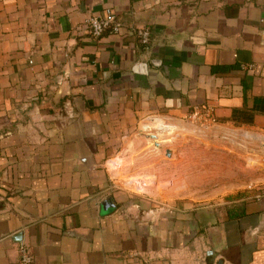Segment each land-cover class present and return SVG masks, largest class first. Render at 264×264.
<instances>
[{
  "label": "crops",
  "instance_id": "obj_1",
  "mask_svg": "<svg viewBox=\"0 0 264 264\" xmlns=\"http://www.w3.org/2000/svg\"><path fill=\"white\" fill-rule=\"evenodd\" d=\"M106 9L123 28L93 39L85 21ZM256 99L264 0H0V264L19 242L35 264H264V189L195 203L105 169L142 121L197 106L264 136Z\"/></svg>",
  "mask_w": 264,
  "mask_h": 264
},
{
  "label": "rangeland",
  "instance_id": "obj_2",
  "mask_svg": "<svg viewBox=\"0 0 264 264\" xmlns=\"http://www.w3.org/2000/svg\"><path fill=\"white\" fill-rule=\"evenodd\" d=\"M154 123L179 129L165 133L151 126ZM141 125H147L152 133L138 130L137 150L129 145L122 155L105 165L123 191L210 203L236 195L230 193L264 189L263 135L158 115L145 119ZM167 150L172 151L170 158L166 156ZM138 155L140 159L148 157L149 163L137 165Z\"/></svg>",
  "mask_w": 264,
  "mask_h": 264
},
{
  "label": "built area",
  "instance_id": "obj_3",
  "mask_svg": "<svg viewBox=\"0 0 264 264\" xmlns=\"http://www.w3.org/2000/svg\"><path fill=\"white\" fill-rule=\"evenodd\" d=\"M85 25L93 39H98L105 34H118L123 28L121 22L110 9H106L103 15L89 17L86 19ZM135 34L140 44L146 48L150 43V30L147 27L139 28L135 30ZM243 68L252 69L253 65ZM188 119L205 126H210L214 120L211 109L205 105L195 107ZM17 252L18 264H35L30 249L23 242L18 243Z\"/></svg>",
  "mask_w": 264,
  "mask_h": 264
},
{
  "label": "water",
  "instance_id": "obj_4",
  "mask_svg": "<svg viewBox=\"0 0 264 264\" xmlns=\"http://www.w3.org/2000/svg\"><path fill=\"white\" fill-rule=\"evenodd\" d=\"M138 130L141 131V132L145 131V132L152 133V131H149V128H148L147 125L139 126ZM261 148L264 149V143L262 144ZM166 156L170 158L172 156V151L171 150H167L166 151ZM102 206L105 207V208H110V207H112V204L110 203L109 199H105L104 201H102Z\"/></svg>",
  "mask_w": 264,
  "mask_h": 264
},
{
  "label": "bare ground",
  "instance_id": "obj_5",
  "mask_svg": "<svg viewBox=\"0 0 264 264\" xmlns=\"http://www.w3.org/2000/svg\"><path fill=\"white\" fill-rule=\"evenodd\" d=\"M151 126H156V127H158L159 129H161V130H163L165 133H172L173 131H175V130H178L179 128H170V127H165V126H162V125H159V124H153V125H151ZM181 127V126H180ZM165 133H162V134H165Z\"/></svg>",
  "mask_w": 264,
  "mask_h": 264
},
{
  "label": "trees",
  "instance_id": "obj_6",
  "mask_svg": "<svg viewBox=\"0 0 264 264\" xmlns=\"http://www.w3.org/2000/svg\"><path fill=\"white\" fill-rule=\"evenodd\" d=\"M212 72L214 74H219V73H222V68H212ZM256 103H264V99H256Z\"/></svg>",
  "mask_w": 264,
  "mask_h": 264
}]
</instances>
